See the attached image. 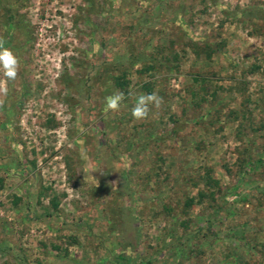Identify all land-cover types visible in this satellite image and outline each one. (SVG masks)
Wrapping results in <instances>:
<instances>
[{
  "label": "rangeland",
  "instance_id": "obj_1",
  "mask_svg": "<svg viewBox=\"0 0 264 264\" xmlns=\"http://www.w3.org/2000/svg\"><path fill=\"white\" fill-rule=\"evenodd\" d=\"M0 38V264H264V0H0Z\"/></svg>",
  "mask_w": 264,
  "mask_h": 264
},
{
  "label": "clouds",
  "instance_id": "obj_2",
  "mask_svg": "<svg viewBox=\"0 0 264 264\" xmlns=\"http://www.w3.org/2000/svg\"><path fill=\"white\" fill-rule=\"evenodd\" d=\"M223 7V5H219ZM19 58L17 55L8 47L5 46V41L0 38V69L3 70V74L7 77L8 80H14L17 77L18 69H19ZM8 93V88L6 83L0 82V106L3 105L4 100L3 97H6ZM128 96L135 95V104L131 110V114L133 118L136 120H144L147 119L150 112V105H154L159 108L163 104V97L159 96L156 92L149 94H134L129 92ZM126 99V94L122 91H115L112 94L108 95L106 100V108L105 111L111 110L116 111L120 108L121 103ZM82 158L86 157V152L82 150L81 152ZM91 171L87 167L84 170V173H88Z\"/></svg>",
  "mask_w": 264,
  "mask_h": 264
},
{
  "label": "trees",
  "instance_id": "obj_3",
  "mask_svg": "<svg viewBox=\"0 0 264 264\" xmlns=\"http://www.w3.org/2000/svg\"><path fill=\"white\" fill-rule=\"evenodd\" d=\"M208 55H209V54H208ZM118 83H119V85H124V84H125L124 78H120ZM259 161H260V159L257 160V162H259ZM200 195L202 196V192H200ZM192 201H193V200L190 199V200L188 201V205L191 204ZM120 258H122V256H121Z\"/></svg>",
  "mask_w": 264,
  "mask_h": 264
}]
</instances>
